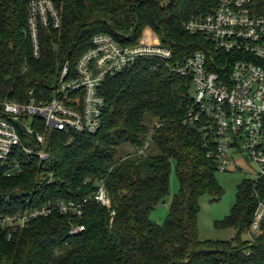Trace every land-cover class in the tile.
<instances>
[{"label": "trees", "instance_id": "obj_1", "mask_svg": "<svg viewBox=\"0 0 264 264\" xmlns=\"http://www.w3.org/2000/svg\"><path fill=\"white\" fill-rule=\"evenodd\" d=\"M52 1L62 25L40 29L36 58L26 36L27 0H0V102L24 103L29 91L37 102H49L63 65L70 62L75 69L98 34L127 46L159 42L173 51L175 62L208 52L210 43L184 25L219 2ZM153 64L139 61L106 80L100 89L106 110L97 134L49 132V161L24 158L20 175L0 176V214L55 202H75L84 210L82 218L55 211L11 240L0 227V264H264V227L253 240L249 234L258 207L251 180L238 185L230 214L214 224L234 237L199 239L200 199L210 195L218 201L224 194L219 169L207 158L200 127L186 122L194 102L192 80L164 66L152 70ZM172 161L180 189L158 224L151 214L170 194ZM102 181L110 206L96 200ZM77 225L85 230L69 236Z\"/></svg>", "mask_w": 264, "mask_h": 264}, {"label": "built area", "instance_id": "obj_2", "mask_svg": "<svg viewBox=\"0 0 264 264\" xmlns=\"http://www.w3.org/2000/svg\"><path fill=\"white\" fill-rule=\"evenodd\" d=\"M26 36L33 53L40 57V29H60L61 16L52 0H27ZM191 34L202 35L211 50L200 51L182 62H175L170 48L143 40L137 46L123 45L113 36L98 34L81 56L75 69L66 62L54 85L49 102L39 103L29 91L24 103L0 102V176L11 178L27 162L50 160L48 133L75 132L95 135L102 127L106 102L100 89L108 78L131 69L145 60L164 66L192 80L194 102L187 123L199 126L207 158L227 172L239 169L238 161L253 163L257 170L251 180L258 200L250 227V238L264 227V0H219L211 13L184 25ZM226 56L225 58L216 57ZM220 58V59H219ZM218 62L223 63L217 71ZM32 122L29 125V120ZM20 122L25 132L15 123ZM41 123L44 130H39ZM52 175L50 181H52ZM96 200L104 206L111 201L102 181ZM55 211L82 218L84 210L75 202H55L15 214H0V227L8 239L34 220ZM84 225L73 227L77 236Z\"/></svg>", "mask_w": 264, "mask_h": 264}, {"label": "rangeland", "instance_id": "obj_3", "mask_svg": "<svg viewBox=\"0 0 264 264\" xmlns=\"http://www.w3.org/2000/svg\"><path fill=\"white\" fill-rule=\"evenodd\" d=\"M32 119L29 120V125ZM239 169L229 171H218L217 180L223 188L224 194L218 201H213L210 195H204L200 199V213L198 217L199 239L204 240H228L234 237L231 230H218L214 224L216 221H222L227 217L236 201L237 187L245 179L255 178L257 170L253 163L238 161ZM180 183L176 174V164L172 161L170 176V194L165 202L158 205L151 214V220L163 224L167 218L169 206L175 194L179 192ZM249 238V237H247Z\"/></svg>", "mask_w": 264, "mask_h": 264}, {"label": "water", "instance_id": "obj_4", "mask_svg": "<svg viewBox=\"0 0 264 264\" xmlns=\"http://www.w3.org/2000/svg\"><path fill=\"white\" fill-rule=\"evenodd\" d=\"M15 123L17 124V126L20 128V130L22 132H25V128H24V126L20 122L16 121Z\"/></svg>", "mask_w": 264, "mask_h": 264}]
</instances>
